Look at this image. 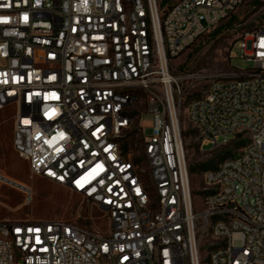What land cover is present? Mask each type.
I'll list each match as a JSON object with an SVG mask.
<instances>
[{"label": "built area", "instance_id": "built-area-1", "mask_svg": "<svg viewBox=\"0 0 264 264\" xmlns=\"http://www.w3.org/2000/svg\"><path fill=\"white\" fill-rule=\"evenodd\" d=\"M248 1L264 6L0 0V113H12L13 150L32 175L108 218L105 234L62 220H0V264H264V29L238 39L251 69H171ZM185 82L207 84L186 108L199 152L244 142L204 173L201 210L184 149ZM140 106L153 121L147 173L125 145L133 128L143 132Z\"/></svg>", "mask_w": 264, "mask_h": 264}, {"label": "rangeland", "instance_id": "rangeland-1", "mask_svg": "<svg viewBox=\"0 0 264 264\" xmlns=\"http://www.w3.org/2000/svg\"><path fill=\"white\" fill-rule=\"evenodd\" d=\"M177 0H163V5L173 4ZM264 29V6L250 1L238 7L214 30L202 35L188 50L171 62L176 74L187 73H224L232 70H248L251 62L242 58L238 39L243 32ZM231 54V58L229 55ZM207 84L204 82H185L181 95V123L184 129V149L187 166H196L208 161H216L218 154L230 150L236 154L238 149L232 143L212 152L200 153L195 131L187 121L186 108L190 101L200 97ZM140 125L142 131L133 128L125 138L127 151L140 168L148 172L143 157L144 134L152 128V117L140 106ZM12 113L10 110L0 113V176L25 186L31 200L25 203L23 191L0 181V220L10 221H52L62 220L105 234L108 229L107 214L83 199L80 195L67 191L61 186L30 173L28 165L20 159L12 147ZM211 146L204 148L209 151ZM190 186L195 210L202 209V188L204 173L190 174ZM204 256V254H202Z\"/></svg>", "mask_w": 264, "mask_h": 264}, {"label": "trees", "instance_id": "trees-1", "mask_svg": "<svg viewBox=\"0 0 264 264\" xmlns=\"http://www.w3.org/2000/svg\"><path fill=\"white\" fill-rule=\"evenodd\" d=\"M251 3H253V2H251ZM254 4H257V3H254ZM257 5H261V4H257ZM198 145H199V143H197V146ZM243 146H244L243 141L237 140V141L232 142V148L240 149ZM234 155L235 154H232L230 152V150H225V151L221 152L220 154H218L216 161L211 160V161H208L206 163L197 164L196 166H187L188 173L190 175V174H193L195 172L205 173L207 171L213 170V169H215L217 164L221 163L222 161H224L230 157H233Z\"/></svg>", "mask_w": 264, "mask_h": 264}, {"label": "bare ground", "instance_id": "bare-ground-1", "mask_svg": "<svg viewBox=\"0 0 264 264\" xmlns=\"http://www.w3.org/2000/svg\"><path fill=\"white\" fill-rule=\"evenodd\" d=\"M3 182H5L6 184L12 186L13 188L15 189H18L20 191H26L25 189V186L19 182H16V181H13V180H10V179H7V178H3Z\"/></svg>", "mask_w": 264, "mask_h": 264}]
</instances>
